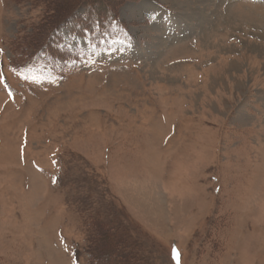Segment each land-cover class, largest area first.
Wrapping results in <instances>:
<instances>
[{
  "label": "rangeland",
  "instance_id": "1",
  "mask_svg": "<svg viewBox=\"0 0 264 264\" xmlns=\"http://www.w3.org/2000/svg\"><path fill=\"white\" fill-rule=\"evenodd\" d=\"M106 1L0 0V264H264V0Z\"/></svg>",
  "mask_w": 264,
  "mask_h": 264
},
{
  "label": "trees",
  "instance_id": "2",
  "mask_svg": "<svg viewBox=\"0 0 264 264\" xmlns=\"http://www.w3.org/2000/svg\"><path fill=\"white\" fill-rule=\"evenodd\" d=\"M106 0H72V8H63L56 12H54L55 18L53 25L50 29L47 31V35L44 39H41L42 42H38V45L34 47L33 51L26 54L29 56H38L44 51L50 52V47H47L49 43L51 42L52 37L57 36L60 33V30L64 25L67 24L70 20L75 18L79 14V10L84 7H89V12H97L98 15H103L104 17L101 20V23L107 22L109 18H117L116 9L114 6H112L110 3H108ZM97 2L98 6H95ZM105 2V3H104ZM107 14H110L107 16ZM58 17V18H57ZM90 20H86V24L89 25ZM36 39V38H34ZM44 50V51H43Z\"/></svg>",
  "mask_w": 264,
  "mask_h": 264
}]
</instances>
